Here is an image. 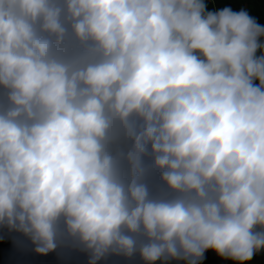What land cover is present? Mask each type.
<instances>
[{
	"label": "clouds",
	"instance_id": "clouds-1",
	"mask_svg": "<svg viewBox=\"0 0 264 264\" xmlns=\"http://www.w3.org/2000/svg\"><path fill=\"white\" fill-rule=\"evenodd\" d=\"M4 227L42 256L70 238L88 264H250L264 25L206 0H0Z\"/></svg>",
	"mask_w": 264,
	"mask_h": 264
},
{
	"label": "trees",
	"instance_id": "trees-1",
	"mask_svg": "<svg viewBox=\"0 0 264 264\" xmlns=\"http://www.w3.org/2000/svg\"><path fill=\"white\" fill-rule=\"evenodd\" d=\"M209 10L232 7L234 11L245 9L258 23L264 25V0H206ZM150 188L154 195L166 190L160 179L159 171L149 177ZM35 245L18 232H10L6 227L0 228V264H88L89 256L75 245L70 238H62L55 252L46 256L35 252ZM100 264H143L139 256L129 260L122 256H109ZM169 264H185L184 261H170ZM203 264H238L236 261L225 260L214 252L206 253ZM250 264H264V251L257 253Z\"/></svg>",
	"mask_w": 264,
	"mask_h": 264
}]
</instances>
